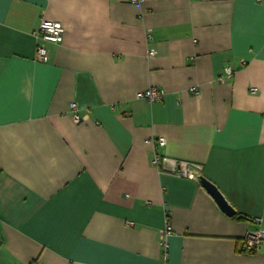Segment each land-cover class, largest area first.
Returning a JSON list of instances; mask_svg holds the SVG:
<instances>
[{
  "label": "crops",
  "instance_id": "1",
  "mask_svg": "<svg viewBox=\"0 0 264 264\" xmlns=\"http://www.w3.org/2000/svg\"><path fill=\"white\" fill-rule=\"evenodd\" d=\"M41 18L60 44L36 39ZM149 87L160 102L135 98ZM154 153L201 166L234 215ZM249 230L264 233V0H0V264H264Z\"/></svg>",
  "mask_w": 264,
  "mask_h": 264
},
{
  "label": "built area",
  "instance_id": "2",
  "mask_svg": "<svg viewBox=\"0 0 264 264\" xmlns=\"http://www.w3.org/2000/svg\"><path fill=\"white\" fill-rule=\"evenodd\" d=\"M134 4L141 5L144 0H132ZM64 29L59 22L46 20L44 18L40 19L38 24L37 31L35 33L36 39L44 43L50 44H60L63 40ZM146 39H150L149 31L146 34ZM155 52L153 49L148 50L147 57H153ZM35 60L41 63H46L48 60V53L44 45L37 44L35 50ZM235 71L229 67L225 66L216 81L223 83L227 80H230ZM189 91L194 93L195 90L190 88ZM256 89L251 88L250 93H255ZM163 97V91L155 87H149L143 91H139L135 94V98L139 100H144L147 103H156L160 102ZM69 111L72 113L71 118L74 123H80L81 119L77 114V106L75 103H69ZM146 143L150 144L153 148L156 146L164 145V139L162 137H151ZM151 165L160 171L168 172L176 177L189 179L195 182H199V177L201 176L200 170L201 166L197 164H188V163H179L174 160H171L164 156H158L154 153L151 161ZM161 236V245L162 248L166 249L165 236L169 232V227L166 224L165 230ZM264 239V233L262 231L249 230L247 231L244 238V248L246 252H253ZM29 264H42L38 260H33Z\"/></svg>",
  "mask_w": 264,
  "mask_h": 264
},
{
  "label": "water",
  "instance_id": "3",
  "mask_svg": "<svg viewBox=\"0 0 264 264\" xmlns=\"http://www.w3.org/2000/svg\"><path fill=\"white\" fill-rule=\"evenodd\" d=\"M199 183L202 188L212 197V199L216 202L218 207L228 216L234 215V211L232 208L227 204L225 199L222 197L220 192L216 189V187L207 181L202 176L199 177Z\"/></svg>",
  "mask_w": 264,
  "mask_h": 264
}]
</instances>
